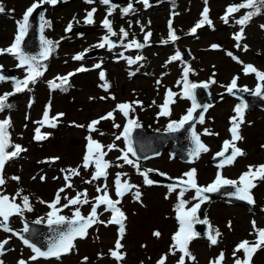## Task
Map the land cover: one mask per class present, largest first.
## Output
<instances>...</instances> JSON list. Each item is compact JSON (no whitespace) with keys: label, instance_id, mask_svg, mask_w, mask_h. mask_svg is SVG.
I'll return each mask as SVG.
<instances>
[{"label":"rangeland","instance_id":"1","mask_svg":"<svg viewBox=\"0 0 264 264\" xmlns=\"http://www.w3.org/2000/svg\"><path fill=\"white\" fill-rule=\"evenodd\" d=\"M128 1L134 4V13L122 15L123 7H120L116 8L108 18L117 32L121 27L129 30V40L134 35L136 39L143 42L144 33L141 32V26L145 28V31H151L150 46L141 50L125 51L119 46L110 51L107 47H93L101 37L106 35L101 22L106 16L108 6L101 4L99 0H96L94 4L85 3V0H57L55 5L41 4L45 7L44 18L51 22V27H46L43 34L49 39L60 41L59 47L45 62L47 70L38 79L36 85L30 86V90L11 96L10 104L13 107L0 112V120L11 119L12 126L9 129L11 142L25 149L17 158L6 163L4 177L7 183L3 191L13 195L18 189H23L22 194L29 195L34 210L24 213V218L27 220L36 221L49 211L46 205L39 203V200L51 201L57 190L64 186V173L61 169L79 167L81 172L80 176L72 179L74 189H66L61 196L65 194L75 196L76 191L84 189L88 190L89 199L98 194L96 186L103 184L104 180L95 181L91 185L84 183L85 179L91 178L94 167H89L87 170L81 167L87 151L86 138L90 134L87 125L92 120L112 111L117 104L131 102L134 99L143 102V110L136 107V114L140 115L142 124L144 123L151 130L165 131L169 119L179 120L180 118L174 119L173 116L179 117L185 114L188 109L187 104L191 100L176 97L177 102L171 106L173 116L171 115L170 118H157L154 109L157 110L158 105L163 103L166 89L171 88L174 92H180L176 82L181 79L185 65H190L194 69V74L190 73L189 76L193 82L207 81L215 73L214 78L217 83L208 88L212 95L210 101L212 107L205 117V123L196 125V131L203 133L207 128L218 135H201L202 142L210 148V151L202 153L199 159H195L192 163H181L172 159L164 151L156 158L142 161L140 166L141 169H156L159 173H166L168 177L173 178L180 177L183 173L195 168L198 183L205 186L210 184L217 174L218 168L211 165L209 159L214 152L222 148L224 140L231 139L230 117L235 115L233 109L241 102L239 99L227 97L218 101L217 95L226 91L221 85H228L237 75H239V86L246 85L254 89L257 83L255 74L244 75L242 65L233 61L226 51L233 52L245 64H252L264 71V28H261V25H264V10L261 14L254 16L244 27L245 38L241 44L248 45V51L245 52L235 47L236 42L233 36L240 31L241 27L235 23V20L248 10L242 9L235 13L229 18L227 24L221 19L228 5L238 4L242 0H208L209 17L214 27L205 25L197 30L195 36L187 35V33L201 18L204 0H162L164 2L155 3L156 5L149 7H145L139 0ZM34 2L36 0H0V7L5 10L0 13V48H6L13 43L17 33L16 22L22 19L26 9ZM93 7L97 9L94 14L95 23L89 25L84 23V18L87 11ZM173 12L178 15L173 16ZM169 19L173 20V27L181 38L175 44L165 45L161 44V41L168 37ZM69 22L73 23V28L81 27V33L65 32ZM213 44L220 45V49H212ZM85 50L92 55L80 61L73 60L74 55L86 52ZM177 50L188 51L193 57L192 61L186 64L176 61L166 65ZM121 52H124L126 57L135 58L136 55H142L144 59L137 64L129 65L126 59L118 58ZM97 63L101 64V68L93 67ZM17 64L18 61L12 55H0V66L3 69H9L13 75H17L18 79H23L26 73L17 67ZM81 66L89 70L72 76L67 90H50L48 81L73 72ZM101 71L105 72L107 82L112 83L107 91L101 87L104 83L100 79ZM157 80L161 83L157 84ZM12 91V81L0 82V94ZM31 95L33 103L30 100ZM113 96L115 99L111 98ZM100 97L107 98L101 100ZM154 100L155 105L152 104ZM30 103L31 107H29ZM49 103L51 104L50 115L54 116L57 113H64V115L59 119L56 127H41V134L46 138L38 141L34 139V136L35 129L40 125L34 122L42 118L45 107ZM119 113L118 111L115 113V122L122 126L120 129L113 128V121L104 120L97 125V128L105 135H100V131H96L91 133L92 138L104 145L111 144L115 139L114 134H119L125 124V118ZM244 121L240 127L243 140L237 142V146L243 149L246 155L240 156L233 165L222 169L223 175L230 179H237L241 173L247 171L249 165L264 164V147H262L264 145V111L253 110L248 115H244ZM115 143L119 148L125 147L122 139ZM168 146H171V143ZM12 150L8 149V151ZM120 155V151L113 150L105 157L113 164L108 170L109 193L113 199H116L113 184L115 174L127 173L128 176L124 179H129L131 183L140 186L142 203L135 201L129 193L118 205L127 217L124 242H122L124 247L121 249L126 256L119 264H156L162 255L169 252L170 245L173 243L171 235L174 234L173 229L176 224L174 206L177 203V194L175 192L169 194L168 186L157 185L152 174L149 175V179L155 183L149 186L144 184L143 177L137 174L133 167L129 165L123 168L115 167V164L123 163L116 159ZM55 157L59 159L53 160ZM13 176L20 177L19 182L12 180ZM41 176L46 179L41 181ZM255 184L256 187L251 191L257 206L252 211L238 205L230 206L222 203L210 205L203 218L207 217L212 227L219 229L221 236L214 246L210 244V241L194 238L190 242L189 250L196 257V261L186 259V264H209V261L218 257L220 252L225 254L223 264H233L232 253L235 246L243 240L254 242L257 239L255 234L250 235L251 221L255 220L257 227L264 228V180L258 179ZM193 194L191 191L187 192L185 199L191 200ZM166 196L168 198H165ZM17 203H20L19 199ZM188 207H191V204ZM81 211L87 216L90 205L83 206ZM98 212L102 213L100 219L103 221H108L111 217L109 212H104L103 206L98 209ZM62 214L71 216L72 211L65 209ZM229 222H231V229L228 227ZM11 227L14 231H21L23 228L21 218L14 217ZM157 230L162 234L159 238L153 235ZM117 238L118 234L113 230V226L96 224L86 238L75 242V248L70 255L60 257L59 260L40 258L30 261L29 264H118L109 253L110 249H114ZM5 239L11 240L12 248L0 256L4 264H17L18 260H28L34 254L17 237L0 230V241ZM180 255L179 252L175 256L169 255L166 264H177ZM237 256L243 259V251L237 253ZM84 257L88 258L86 262L83 260ZM251 264H264V247L255 252Z\"/></svg>","mask_w":264,"mask_h":264},{"label":"snow or ice","instance_id":"2","mask_svg":"<svg viewBox=\"0 0 264 264\" xmlns=\"http://www.w3.org/2000/svg\"><path fill=\"white\" fill-rule=\"evenodd\" d=\"M99 2L107 7V13L105 18L102 20L101 25L106 30V35L101 37L100 41L93 47L105 48L112 50L113 48L120 46L123 47L125 51L128 50H141L146 46H150V39L152 37L151 31H145V28L141 26V32L144 33L143 42H140L133 35L132 39H128L130 32L129 30L121 27L119 32L114 30L112 21L108 18L116 9V5L112 3V0H99ZM145 7L150 6V0H139ZM49 3L55 5L57 0H36L31 6H29L22 19L18 20L17 23V33L14 37L13 43L6 47L0 48V55L9 54L12 55L17 61V67L23 69L26 73L23 79L9 78L5 77L2 72H0V82H5L11 79L13 81V91L0 94V112L5 109H10L13 107L12 104L8 103L9 97L17 93L30 90V85L35 84L40 77H42L47 70L45 61H47L52 53L59 47L60 41H54L47 38L43 33L45 28L51 27V22L46 20L43 15L40 16V51L38 54H29L24 50L23 43L26 36L28 35L30 28V17L38 9L41 4ZM85 3L94 4L96 0H85ZM242 9H247L243 16L235 20L237 25H240V31L235 33L233 39L235 40V47L243 51H248L247 44H241L244 37V27L250 22V20L261 14L264 10V0H242L238 4H230L226 7L224 15L221 19L225 24L229 22V18L233 17L235 13L240 12ZM5 10L0 7V13ZM97 9L92 8L87 11L84 18V23L94 24V14ZM208 0H204V8L201 12V18L195 23V25L189 30L187 35L195 36L197 30L208 25L214 27L213 21L209 17ZM135 8L132 2H129L127 7L121 9L122 15H128L129 13H134ZM173 16L178 15V13L173 12ZM75 19V18H74ZM77 23H79L77 21ZM139 23V22H137ZM73 23L69 22L65 28V32L72 31ZM129 28H131V23H129ZM264 28V25H261ZM168 37L162 39V44H175L181 37L177 35L175 28L173 27V20L168 21ZM112 37H119V43L114 41ZM63 39V37L61 38ZM125 41H127L125 43ZM220 45L213 44L211 48L214 50H219ZM86 52L88 50H85ZM226 54L232 58L238 64L242 65V71L244 75L255 74L257 83L254 89L248 88V86H239L238 80L239 75L234 76L228 85H221L224 87L228 94L236 95V93H249L252 96L264 98V71L257 69L252 64H245L242 60L234 55L231 51H226ZM85 53H79L74 55L72 58L75 61H80L84 59ZM118 58L126 59L129 65L137 64L144 59L142 55H136L135 58L131 56H125L124 52L118 54ZM182 60V54L177 50L166 62L167 64ZM165 65V66H166ZM96 69L101 68V64L97 63L93 66ZM2 69V66H0ZM89 69L81 66L75 69L73 72H69L64 76H57L53 80L48 81L50 90H67L69 86V81L72 76L78 72L87 71ZM190 73L194 74V69L190 65H185L182 70L181 79L176 82L177 87H180V92H174L171 88L166 89L165 97L163 103L158 105L159 112L157 113V118L168 117L172 115V105L175 104L176 97L180 99L191 100V107L186 110L179 120L169 119L166 125L165 131L168 133H177L185 129L188 125L190 131L191 139V149L188 153L191 158L190 162H194L195 159H199L202 153H207L210 148L204 144L201 140V135H218L209 129L205 128L203 133H198L196 131V122L199 124L205 123V115L209 108L212 107L210 104L201 105L197 103L196 100V90L198 88L208 89L211 85L216 84L215 73L207 81L203 82H193L189 79ZM100 79L104 81L101 87L107 91L110 84L106 80V75L104 71L100 72ZM161 81L157 80V84ZM107 97H100L101 100ZM115 99V97H111ZM91 99V98H90ZM153 105L156 104L154 100ZM31 107V103L29 104ZM136 107H140L143 110V102L140 100H134L131 102H122L117 104L116 108L106 114L100 116L99 118L92 120L88 125L89 136L86 138L88 141L87 151L83 158V163L81 167L87 170L89 167H94V171L90 179H85L84 183L93 184L95 181L104 180L103 184L96 186V192L98 193L95 197L89 199L88 190L84 189L82 191H76L75 196H69L67 194L61 196V193H65L66 189H74L72 184L73 177H78L81 175L80 168H70L61 169L64 173L65 184L57 190L54 198L51 201L39 200V203L46 205L49 211L45 216L39 217L34 223L40 224L42 222L47 223L48 227L51 229L52 235L46 241V246H37L36 243L31 242L29 235L31 230L28 226L26 220H24L25 212H32L34 210L33 204L31 203L29 195H23V189H18L15 194L9 195L3 191L4 185L7 183L4 177V168L6 163L14 158H17L25 149L19 144H13L11 142V134L9 129L11 128V119L5 118L0 120V230L4 232H9L13 236L17 237L22 243L31 249L32 256L28 260L20 259L17 264H29L30 261H36L40 258L49 259L56 258L57 260L64 254L70 253L75 248V241L77 239H84L88 236V230L92 228L95 224H108L118 225V238L115 241L114 249H110L109 253L112 258H114L118 264L125 259L126 253H123L124 245L122 244V239L125 234V221L127 219L125 212L118 207L122 203L125 195L131 193L133 199L137 202L142 203L141 197L142 193L140 191V186L133 184L129 179H124L127 177V173L117 172L115 174V179L113 181L116 199H113L109 193V185L107 183L108 179V169L113 166L112 162L106 160L105 157L109 152L113 150L120 151L121 155L116 159L117 161H123V163L115 164V167L123 168L125 165L133 167L137 174L143 177V182L145 185H153L155 181L149 179V173L158 172L161 176H167L166 173H159L156 169H141L140 157L137 155V151L133 146V132L136 129L142 127L138 118L134 116ZM248 105L241 100V102L236 105L233 109L235 115L230 117V128L229 132L231 134L230 140H224L222 143L221 151L215 153L214 159L219 158L220 163L218 164V171L214 180L208 185H200L197 180V170L195 168L182 174L180 177H167L170 180H174L175 183L168 185L169 194L175 192L177 194V203L174 206L176 213V220L178 222V230L173 234L172 241L170 245L169 252L162 255L156 262V264H166L169 255L175 256L177 252L181 253L177 260V264H186V259L192 262L196 261V257L189 250L190 242L196 238L199 233L194 230V225L203 224L207 226V238L211 245H216L218 243V238L221 236L219 229L213 228L207 217L201 219L198 212L201 205L204 204L209 197L205 194L219 192L225 186H230L235 189L230 195L236 197L239 200L247 201L249 204H254L255 199L252 195V189L256 187V180H264V164L262 165H249L247 171L241 173L237 179H230L223 175L222 169L226 166H231L234 164L236 159L240 156L246 155L243 149L237 146V142L242 141L243 137L240 135V127L245 122L244 113ZM198 109H202L199 116L194 115ZM120 112L125 118L126 123L123 125L122 131L119 134H114L115 139L111 144L104 145L101 142L92 138L91 133L100 131V135H105V133L97 128L104 120L113 121V128L120 129L122 126L115 122V113ZM51 104L46 105L45 110L42 114V118L34 123L40 125L35 129L34 139L43 140L46 138L45 135L41 134V127L49 126L56 127L57 122L63 117L64 113H57L56 115H50ZM27 119V117H26ZM78 127H84L83 125H77ZM26 127V125H25ZM123 139L125 144L124 148H119L115 141H120ZM264 147V145H262ZM13 149L8 151V149ZM105 149H107L105 151ZM58 157L53 158V160H58ZM12 180L19 182L20 177L13 176ZM35 179V177H33ZM41 181H44L46 177L41 176ZM53 179H58V177H53ZM193 192L191 200L185 199L187 192ZM165 198H168L167 196ZM20 203H17V200ZM63 201V203H62ZM196 201L195 203H192ZM191 204V207L188 205ZM85 205H90V211L87 216H85L81 208ZM103 206L104 212H110L111 217L108 221H103L100 219L102 213L98 212V209ZM65 209H71L72 215L66 216L62 213ZM19 217L24 222V227L21 231H14L10 226V218ZM252 232L250 235L255 234L257 239L254 242L248 240H243L235 246L233 249V264H251L252 257L255 252L264 247V228L257 227L256 221H251ZM228 227L231 229V222L228 223ZM154 236L159 238L162 234L157 230L153 233ZM8 239L0 241V256L4 254L5 245L8 244ZM243 251L244 258L241 259L237 256V253ZM87 257L83 260L86 262ZM225 261L224 252H220L218 257L209 261V264H223ZM0 264H4V261L0 259Z\"/></svg>","mask_w":264,"mask_h":264},{"label":"water","instance_id":"3","mask_svg":"<svg viewBox=\"0 0 264 264\" xmlns=\"http://www.w3.org/2000/svg\"><path fill=\"white\" fill-rule=\"evenodd\" d=\"M124 0H112V3L120 4L123 3ZM153 0H150V3ZM44 8L40 6L38 9L35 10L33 16L30 17V28L28 35L25 38L23 43L24 50L29 54H38L40 51V16L43 15ZM114 41H117L115 37H112ZM118 42V41H117ZM182 60L188 62L191 57L185 51L181 52ZM5 77H11L7 72L2 71ZM236 97H240L248 107L245 109V113H249L254 108H262L264 109V98L252 96L251 94H243V93H236L233 95ZM210 99V95L207 89L198 88L196 90V100L198 104L205 105L208 104V100ZM209 110V109H208ZM202 109H198L197 112L194 114L197 117L199 116ZM206 113H204L205 115ZM197 123V122H196ZM188 125L185 126L184 130H181L177 133H146L141 129H136L133 132V146L137 151V155L140 157V160H147L150 158H154L160 155L163 150H166L172 158H177L178 160L189 163L191 158L189 157L188 153L192 147L191 139H190V131ZM169 142H173V146L167 148L166 145ZM211 163L214 165H218L220 163V159H213ZM162 184H173L175 183L174 180H170L167 177H163L160 181ZM235 189L230 186H225L219 192L216 193H207L209 199L201 205V208L198 212V215L201 216L208 208L209 204L216 201L226 202L228 204L233 205H243V206H253L254 204H249L247 201H242L237 199L236 197L230 195V193L234 192ZM11 218H10V225H11ZM28 226L31 230V234L29 238L31 242L36 243L37 246H41L42 248L46 246V241L52 235L51 229L48 227L47 224H36L33 222H28ZM194 229L197 233H199L198 237H205L207 238V227L203 224H196ZM11 248L10 241L7 245H5V250Z\"/></svg>","mask_w":264,"mask_h":264}]
</instances>
